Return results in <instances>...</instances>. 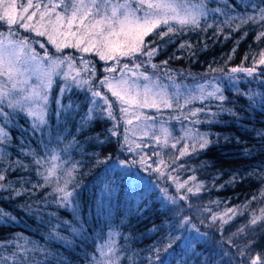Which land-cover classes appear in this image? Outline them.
Segmentation results:
<instances>
[{
    "label": "snow or ice",
    "instance_id": "obj_1",
    "mask_svg": "<svg viewBox=\"0 0 264 264\" xmlns=\"http://www.w3.org/2000/svg\"><path fill=\"white\" fill-rule=\"evenodd\" d=\"M211 13L227 17L222 23L228 24L230 28L235 22L233 31L249 23L264 28V7L259 8L255 15L232 17L220 7L210 9L206 0H0V28L5 29L0 31V117L4 120L10 118V112L5 110L6 105L8 109L31 118L35 132L48 123L49 94L57 78L62 82L59 87L61 95L73 88L82 89L90 93V106L82 118L81 127L97 118L111 121L112 126L107 130L108 138H116L122 151L134 153L137 157L116 163L121 168L139 167L150 175H157L158 181L174 185L173 195L169 194L168 185L159 187V192L169 204L176 206L188 202V208L191 209L194 207L190 202L191 197L202 194L204 184L197 181L195 175L181 179L182 171H190L182 158L206 150L213 142L207 133L200 132L196 127L185 128L184 135L176 137L167 126L168 121L158 120L156 115L144 110L155 109L159 113L161 109H175L183 113L187 109L183 119L192 125L213 123V117L232 110L223 107L228 97L214 79H205L202 83L197 82L195 88L182 91V84L174 79L172 70L164 67L168 61H162L160 65L153 62V58L162 50L161 44L147 38L154 36L166 44L185 30L207 31L213 28V24L206 23ZM202 21H205L204 27H201ZM223 31L222 24H216L213 35ZM24 33L34 34L41 39ZM243 35L247 36V32ZM166 37L168 40H165ZM255 39L264 40V30L258 32ZM49 45L55 49V53L49 51ZM36 46L42 53L37 51ZM180 47L190 45L181 43ZM66 49H72L73 52H66ZM86 54L103 61L106 65L103 72L111 75L100 77L98 83L93 81L91 78L96 74V61L86 58ZM249 59L252 61L251 67H232L230 73H244L255 79L260 69L259 76L264 77V48L244 57V60ZM210 70L220 71L233 83L238 80L237 76L229 75L224 69ZM163 77L169 83H164ZM255 95L248 94V99L253 103ZM196 100L203 106L189 108ZM213 100L218 102L216 107L219 111H212L204 103ZM56 103L59 104L60 100L57 99ZM117 110L119 115L116 114ZM56 114L61 115L62 110L58 108ZM202 114L207 115L208 119H199ZM232 114L236 115L234 112ZM171 119L179 117L172 116ZM7 137L5 128L0 127V144H4ZM75 143L73 137V142L66 144L60 151L67 153ZM32 155L36 156L35 153ZM109 159L110 156L105 160H97V163H106ZM60 160L55 150L51 152L50 160L45 157L33 160L37 175L42 176L43 180V183L33 188L51 183L50 178L56 174L58 167L54 162ZM63 163L61 161V166ZM76 167L73 164L63 168L67 178L63 185L57 181L54 188L55 202L61 207H72L74 211V202L80 195L71 180ZM41 168H44L43 172ZM109 187L105 185L106 189ZM0 189L10 194L14 192L17 197L33 190L25 188L22 192L12 189L4 174H0ZM216 203L211 201L209 206L197 208L201 217L199 223H206V214L207 226L215 227L222 237L217 254L219 258H209L205 264H264V253L254 251L258 242L264 240V207L258 210L259 214L254 211L246 224L227 235L225 225L244 213L239 212L238 206L216 212L210 206ZM146 210V202L137 209L140 212ZM175 211L178 218L169 223L168 234L149 249L147 264H172L166 255L174 251L181 241H186V250L190 248L192 254L196 255V249L201 247L195 242L196 238L180 234L188 226L197 234V238L207 237L208 234L202 233L193 223L192 216L181 215L182 209L179 207ZM9 220L14 222L16 217L0 211V224ZM163 230V225H154L152 229ZM72 231L76 232V229ZM51 235L61 238L55 228ZM21 239L22 235L0 243V251L8 253L0 255V264H28L27 253L36 249L29 248L30 241L26 239L20 243ZM97 251L102 259L96 260L95 264H118L120 257L111 235L110 241H106Z\"/></svg>",
    "mask_w": 264,
    "mask_h": 264
},
{
    "label": "trees",
    "instance_id": "obj_2",
    "mask_svg": "<svg viewBox=\"0 0 264 264\" xmlns=\"http://www.w3.org/2000/svg\"><path fill=\"white\" fill-rule=\"evenodd\" d=\"M206 3L210 9L220 7L232 17L255 15L259 8L264 7V0H206ZM226 19L219 13H211L207 18L206 23L213 24V28L222 24L224 31L217 35H213V28H209L207 31L185 30L171 40L166 37V44L154 36L147 38L155 39L162 46L153 58L154 63L160 65L167 60L164 67L171 69L178 81H190L179 79V75L186 72L190 73L192 84L214 79L228 97L223 107L236 113L223 112L212 118L213 123L192 126L207 133L213 142L206 150L182 158L190 171H182L181 179L195 175L197 181L204 184L202 194L191 197L193 208H188V202L176 206L169 204L156 190H144L127 168H121L116 163L121 149L116 138H108L107 133L112 122L97 118L81 127L82 118L90 106V94L73 88L61 95L59 87L62 82L59 79L50 91L48 123L41 129L34 132L31 118L8 109L6 105L10 118L4 120L0 117V127L8 133L7 141L0 144V174L6 176L12 189L22 192L25 188L33 189L20 197L0 189V211L16 217L14 222L9 220L0 224V243L22 235L19 242L26 239L30 241L28 247L36 249L27 253L28 264H94L100 257L97 249L110 241L111 235L120 256L119 264H147L149 249L168 234L169 223L178 218L175 209L179 207L181 215L192 216L193 223L208 235L197 238L188 226L180 234L196 238L195 242L201 245L196 249V255L190 248L186 250V241H181L166 258L172 264H185V261L187 264H205L209 258L218 259L222 237L215 227L207 226L206 214V223H199L201 217L197 208L209 206L211 201L218 202L210 205L216 212L238 206L239 212L244 214L237 215L229 225H225L226 234L230 235L246 224L254 211L259 214L258 210L264 207V77L259 76L258 69L257 78L239 73L236 75L238 80L233 83L220 71L210 70L224 69L231 75L232 67H251V59L244 60V57L264 48V40L255 39L264 28L249 23L233 31L235 22L230 28L222 23ZM204 26L205 21H202L201 27ZM244 32L247 36L243 35ZM181 43L190 47L181 48ZM90 57L101 65L97 58ZM249 93L256 94L254 103L248 99ZM204 103L212 111H219L217 101ZM202 106L196 100L188 107ZM58 108L62 110L59 116L56 114ZM182 114H187V109ZM199 119L207 120L208 117L202 114ZM73 137L75 146L67 153L60 151L73 142ZM53 150L61 157L58 162H64L61 169L50 178L51 183L33 188L43 183L33 160L40 157L50 160ZM109 156L111 159L106 163H97V160H105ZM73 164L77 167L71 180L80 193L74 202L75 211L72 207L59 206L54 200L56 182L63 185L67 178L63 168ZM40 171L43 172L44 168ZM106 184L110 185L108 189ZM173 189L174 185L169 183L170 195L175 194ZM145 202L147 210L137 211ZM154 225H163L164 230L152 231ZM54 228L61 238L51 235ZM73 228L76 232L72 231ZM254 251L264 253V240L258 242ZM0 255L8 253L0 251Z\"/></svg>",
    "mask_w": 264,
    "mask_h": 264
},
{
    "label": "rangeland",
    "instance_id": "obj_3",
    "mask_svg": "<svg viewBox=\"0 0 264 264\" xmlns=\"http://www.w3.org/2000/svg\"><path fill=\"white\" fill-rule=\"evenodd\" d=\"M3 30H5V29L4 28H0V31H3ZM21 32H23V30H21ZM24 34L31 35L29 33H24ZM32 35H34V34H32ZM33 38L38 39L35 36H33ZM39 39H41V38H39ZM36 47H37V51L42 53V50H40L38 46H36ZM48 48H49V51H51L52 53H55V49L52 48L50 45L48 46ZM65 51L66 52H73L72 49H66ZM74 54L77 55V56L80 55L79 53H74ZM89 55H91V54H86V58H88ZM88 59H92V58L90 57ZM99 62H101L102 66L101 65H97V63H95L96 74H95L94 77L91 78L93 81H96L97 83H98V80H99L100 77H102L104 75H111L109 73H104L103 72V67H105L106 65L104 64L103 61H99ZM149 71H152V70L149 69ZM230 74L233 75V76H236L239 73H237V74L230 73ZM172 75H173L174 79L178 83L182 84V91L187 90V89L195 88L196 84H192L193 82H191L192 79H191L190 73L186 72V74L183 75V76L179 75L180 76L179 79L184 80V78H185V81L188 79V80H190L188 82H190L191 84L188 83V82L178 81L177 78H176V74L172 73ZM56 80L58 81L59 78H57ZM220 80H222V77H220ZM163 82L164 83H169V81L167 80L166 77H163ZM50 94H49V97H50ZM108 95L110 96V94H108ZM49 101H50V99H49ZM101 103H103V102L101 101ZM144 111L147 112L150 115H156L158 120H166V121H168L167 126L172 129V131H173V133H174V135L176 137H182L184 135V129L185 128H191L193 126L191 123H189V121L183 119V115L184 114H182L181 112L176 111L175 109H161V111L159 113H157L155 109H145ZM116 114L119 115L118 110H117ZM172 116H178L179 119H175V120L171 119ZM179 146L180 145H178V147ZM126 158L129 159V160H132V159H135L137 157L135 156L134 153H129L126 150H123V151L121 150L120 151V157L118 158V160H122V159H126ZM54 163L58 165V167H57V172H58L61 169V163H59L58 161H55ZM127 169L129 170L127 172H130L131 176L133 175V177L136 180H138L140 184L143 185V189L144 190H147V191L149 189L156 190L159 194H161L159 192V187L166 186V185L169 186V182H166V181H163V180L158 181L157 175H155V174L150 175L149 173L143 171L139 167H131V168H127ZM100 259H102V258L99 257L98 260H100ZM94 264H95V262H94ZM118 264H119V262H118Z\"/></svg>",
    "mask_w": 264,
    "mask_h": 264
}]
</instances>
